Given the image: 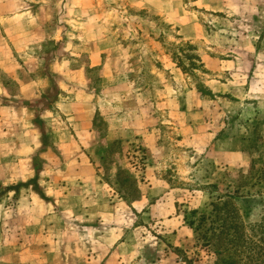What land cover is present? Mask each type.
<instances>
[{
  "label": "rangeland",
  "instance_id": "374dc122",
  "mask_svg": "<svg viewBox=\"0 0 264 264\" xmlns=\"http://www.w3.org/2000/svg\"><path fill=\"white\" fill-rule=\"evenodd\" d=\"M0 264H264V0H0Z\"/></svg>",
  "mask_w": 264,
  "mask_h": 264
},
{
  "label": "crops",
  "instance_id": "0c3cea01",
  "mask_svg": "<svg viewBox=\"0 0 264 264\" xmlns=\"http://www.w3.org/2000/svg\"><path fill=\"white\" fill-rule=\"evenodd\" d=\"M26 88H24L23 89V91L25 90ZM26 90H29L28 88L26 89ZM31 90H34V87H31ZM33 94L30 96V98H34V97H36V91L35 92H32ZM25 98H29V97H27L26 95H25ZM69 110V106L68 105H66V103H62V104H60V107H59V110L63 113V114H66L65 112H64V110ZM83 122V121H82ZM63 131V130H62ZM82 131H88V132H86V133H83L82 135L83 136H87V135H90V133H89V131L90 130H82ZM116 131H113V133H115ZM78 133V132H77Z\"/></svg>",
  "mask_w": 264,
  "mask_h": 264
},
{
  "label": "trees",
  "instance_id": "16d2710c",
  "mask_svg": "<svg viewBox=\"0 0 264 264\" xmlns=\"http://www.w3.org/2000/svg\"><path fill=\"white\" fill-rule=\"evenodd\" d=\"M180 63V62H179ZM181 64V63H180ZM23 186H25V185H23ZM18 188V186L17 187H15V190Z\"/></svg>",
  "mask_w": 264,
  "mask_h": 264
}]
</instances>
